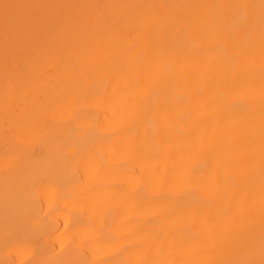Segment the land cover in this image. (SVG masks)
<instances>
[{
	"label": "bare ground",
	"instance_id": "1",
	"mask_svg": "<svg viewBox=\"0 0 264 264\" xmlns=\"http://www.w3.org/2000/svg\"><path fill=\"white\" fill-rule=\"evenodd\" d=\"M7 2L0 264L259 260L264 0Z\"/></svg>",
	"mask_w": 264,
	"mask_h": 264
},
{
	"label": "snow or ice",
	"instance_id": "2",
	"mask_svg": "<svg viewBox=\"0 0 264 264\" xmlns=\"http://www.w3.org/2000/svg\"><path fill=\"white\" fill-rule=\"evenodd\" d=\"M28 7L25 5L9 3L7 0L0 3V17H2L5 31L7 33L8 29L11 26L17 25L22 22L23 16L21 14V9ZM111 81H108L104 84L105 90L110 86ZM228 264H264V243L261 245L260 259H248L238 262H228Z\"/></svg>",
	"mask_w": 264,
	"mask_h": 264
}]
</instances>
